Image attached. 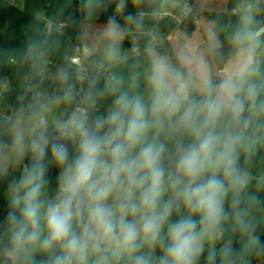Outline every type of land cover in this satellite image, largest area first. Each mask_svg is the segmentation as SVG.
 Listing matches in <instances>:
<instances>
[{
  "label": "clouds",
  "instance_id": "9594fccd",
  "mask_svg": "<svg viewBox=\"0 0 264 264\" xmlns=\"http://www.w3.org/2000/svg\"><path fill=\"white\" fill-rule=\"evenodd\" d=\"M76 2L2 58L0 264H264V4L169 51L185 0Z\"/></svg>",
  "mask_w": 264,
  "mask_h": 264
},
{
  "label": "trees",
  "instance_id": "16d2710c",
  "mask_svg": "<svg viewBox=\"0 0 264 264\" xmlns=\"http://www.w3.org/2000/svg\"><path fill=\"white\" fill-rule=\"evenodd\" d=\"M227 11L205 10L203 15L212 22H216L219 25L228 24L229 22L235 24L238 16L232 17L233 9L239 6L240 0H228ZM64 3V0H25L24 6L19 7L14 4H8L7 6L0 0V80L4 77L9 79V89L5 93L9 103L15 102L16 90L18 87L16 74L14 67L10 65L6 60L2 58L7 55L8 52L23 48L28 38L34 35L37 31L45 29L46 20H51L54 17L58 7ZM264 4V0H261ZM77 2L73 0L72 7L69 9L71 14L77 19L80 18V14L77 10ZM129 11H133L131 5H129ZM111 11V10H110ZM40 16L44 17L40 18ZM107 14L100 16L96 23H105ZM197 17L190 16L187 21L185 32L192 34L195 30V21ZM258 19L264 22V12H261ZM167 27L170 30L174 29V24L171 22L162 23L160 28ZM76 29L66 28L65 33L67 36L75 39ZM220 39L225 40V34L221 33ZM259 39L264 40V23L261 24V30ZM170 41V40H169ZM127 42L125 45L127 46ZM171 46V45H170ZM174 50L169 47V51ZM223 52L228 51V45L225 41ZM0 87V91H1ZM57 170L53 169L50 172V178L52 185H55V177ZM4 186L0 185V220L3 219L6 213V201L4 199ZM261 241L264 243V235L261 236ZM254 264H260L259 261H254Z\"/></svg>",
  "mask_w": 264,
  "mask_h": 264
},
{
  "label": "crops",
  "instance_id": "0c3cea01",
  "mask_svg": "<svg viewBox=\"0 0 264 264\" xmlns=\"http://www.w3.org/2000/svg\"><path fill=\"white\" fill-rule=\"evenodd\" d=\"M228 0H198V5L202 11L205 10H216V11H227L228 10ZM237 14L238 11L236 12ZM212 21L207 19L206 16L200 15L197 17L195 21V30L192 32L190 35H186L185 38H182L179 35H174L172 34L170 37L169 41V47H172L175 49L181 42L183 41H192L199 43L203 45L206 37H205V29L206 27L211 23ZM0 87L1 91L6 93L9 89V79L5 81V85L1 86V81H0Z\"/></svg>",
  "mask_w": 264,
  "mask_h": 264
},
{
  "label": "built area",
  "instance_id": "2783aa9c",
  "mask_svg": "<svg viewBox=\"0 0 264 264\" xmlns=\"http://www.w3.org/2000/svg\"><path fill=\"white\" fill-rule=\"evenodd\" d=\"M185 2L191 8V12H190L189 15L183 16V15H180L175 9H170L168 11V13L165 15V18L161 21V24L162 23H166V22H171L175 26L173 30H170L167 27L160 28L161 32L166 37V45H167L168 49H169V46H170L169 45V40H170V37L173 34V31L175 30V28L182 27L183 30H184L186 28L187 21H188V18L190 16L199 17L200 15H203V11L200 9V7L198 5V0H185ZM247 3H248V0H240V3H239L238 7H240V6L244 7V5L247 4ZM238 7L234 8L233 12L236 13ZM40 18L44 19V17H42V16H40ZM46 24L47 25L45 26V28L51 29L52 21L51 20H46ZM127 46H128V44H127Z\"/></svg>",
  "mask_w": 264,
  "mask_h": 264
},
{
  "label": "rangeland",
  "instance_id": "374dc122",
  "mask_svg": "<svg viewBox=\"0 0 264 264\" xmlns=\"http://www.w3.org/2000/svg\"><path fill=\"white\" fill-rule=\"evenodd\" d=\"M2 3L4 4V5H8V4H14V5H16V6H19V7H22L23 8V6H24V3H25V0H2ZM242 8L243 7H238L237 8V11H238V13L240 14V11L242 10ZM103 25V23H96V26L97 27H99V26H102ZM173 34L174 35H179V36H181L182 38H185V36L187 35H190V34H187L186 32H185V29L183 30V28L182 27H177V28H175V30L173 31ZM126 46V45H125ZM127 47V46H126ZM169 50V49H168ZM8 80V78L7 77H4V78H2L0 81H1V86L3 85H5V81H7ZM5 103H9L8 102V99H7V97H6V94L3 92V91H0V107H2Z\"/></svg>",
  "mask_w": 264,
  "mask_h": 264
},
{
  "label": "water",
  "instance_id": "95a60500",
  "mask_svg": "<svg viewBox=\"0 0 264 264\" xmlns=\"http://www.w3.org/2000/svg\"><path fill=\"white\" fill-rule=\"evenodd\" d=\"M231 16L235 17V16H238V15H237V13L233 12V13H231Z\"/></svg>",
  "mask_w": 264,
  "mask_h": 264
}]
</instances>
